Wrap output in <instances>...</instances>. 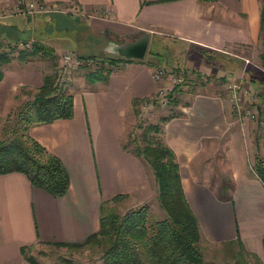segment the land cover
Listing matches in <instances>:
<instances>
[{"label":"crops","instance_id":"0c3cea01","mask_svg":"<svg viewBox=\"0 0 264 264\" xmlns=\"http://www.w3.org/2000/svg\"><path fill=\"white\" fill-rule=\"evenodd\" d=\"M18 1L0 0V8L9 11L0 19V54L9 57L0 67V122L32 97L66 52L83 62L80 57L87 56L128 61L114 65L105 81L88 82L85 73L79 74L78 86L70 85L72 117L29 127L28 134L62 160L69 185L63 194L54 195L32 184L23 172L0 173V264H58L52 259L54 251L44 246L82 242L99 228L101 213L114 205L158 203L151 168L123 142L132 100L152 98L163 86L154 77L162 62L149 47L165 39L201 51L248 53L233 54L243 61L241 66L214 67L218 85H203L205 92L180 104L183 115L165 122L161 136L179 163L186 198L199 221L204 258L220 260L223 254H233L236 259L240 253L230 263L264 264V185L252 169L256 151L264 158V125L234 115L224 89L225 79L243 75L264 93L259 58L264 0H43L63 11L35 15L12 12ZM51 17L53 26L47 24ZM55 29L62 31L57 35ZM80 32L83 42L88 35L101 37L99 51L96 46L89 53L90 40L78 42ZM143 36L148 43L142 59L120 53ZM22 40L44 51L14 58L19 50L9 45ZM246 59L257 69L249 79ZM220 144L225 156L218 167L215 150ZM224 178L228 185L223 187ZM222 188H228L225 195ZM231 244L236 251H230Z\"/></svg>","mask_w":264,"mask_h":264},{"label":"trees","instance_id":"16d2710c","mask_svg":"<svg viewBox=\"0 0 264 264\" xmlns=\"http://www.w3.org/2000/svg\"><path fill=\"white\" fill-rule=\"evenodd\" d=\"M260 37L263 49L259 58L264 68V7L260 12ZM43 48L32 44L27 51L19 50L18 57L25 59L44 51ZM80 58L88 60L95 57ZM8 60L6 53H1L0 67ZM121 61L128 59L106 56L95 70L87 71L85 77L89 82L105 81L112 67ZM63 77V73L57 70L45 74L43 84L32 97L7 114L6 122L11 123L4 124L2 130L9 135L0 139V173L23 172L32 184L54 195H61L67 190V169L59 157L48 152L28 134V129L35 124L72 117L73 94ZM180 85L173 86L169 91L168 102L177 105L174 94L181 92ZM149 102L156 101L134 98L131 111L138 114V107ZM10 113L14 115L12 121ZM181 115L182 111L171 110L160 118V123L145 126L139 140L132 132L127 134L123 147L151 168L157 183L158 203L165 215L149 220L148 202L123 213L112 210L101 213L99 228L80 242L97 248L98 264H235L204 258L200 247L202 234L199 221L186 198L179 163L172 149L158 136L163 133L165 122ZM252 169L264 185V158L257 151L253 155Z\"/></svg>","mask_w":264,"mask_h":264},{"label":"rangeland","instance_id":"374dc122","mask_svg":"<svg viewBox=\"0 0 264 264\" xmlns=\"http://www.w3.org/2000/svg\"><path fill=\"white\" fill-rule=\"evenodd\" d=\"M22 5L18 2L15 4L14 8L12 9V12H15V8H20ZM63 9V8H62ZM9 10V9H8ZM9 12V11H8ZM43 14H49V12H41ZM52 13V12H51ZM38 14V13H33ZM32 14V15H33ZM52 18V19H51ZM47 24L53 26L55 24L54 17H51ZM52 21V22H51ZM61 25H63V22H61ZM57 32V35L59 34V31L55 29ZM77 30V29H76ZM53 33V32H52ZM76 33L75 30H72V34ZM83 33H79V40L80 43H91V46L88 48V52L91 53L94 47L97 46L99 51V46H101V37H95L91 36L88 38L86 42H83L86 40V38H83ZM26 41V40H22ZM160 41V39H158ZM70 44V43H69ZM69 46V45H68ZM73 44H70L69 48H72ZM87 48V45H86ZM27 51L28 49H24ZM151 50V55L156 57L162 62V65H159V68L165 67L166 72H178L182 74L183 81L181 82L180 93L174 94L176 99L178 100L177 105L168 102V93L172 89L166 88L165 94H157L156 96H153L150 98V100H154L156 102H149V103H143L141 104L138 109L139 113L135 114L132 111L129 112L127 120H128V126H127V134L129 132H132L134 136H136L139 140V134L144 129L145 126L149 124H157L160 123V118L164 115H167L171 113V110L174 112L179 111V105L180 104H186L190 100L191 96L197 92H205V89H203V85H206L208 83H212L215 85H218L219 82L212 76L214 67L218 69L221 66L225 67H231L236 64V66H241V62H243L241 59L234 57L235 55L239 53L240 55H247L248 53L243 49V51H237V53L233 50L231 51V55H227L224 53L219 52H210V51H201V49H198L196 47L187 45V44H181L179 42L173 41V40H163L160 42H153V44L149 47V51ZM149 51L147 54H149ZM19 51H16V54L13 56L14 58L18 56ZM12 57V58H13ZM231 59H236V62L232 63L230 62ZM102 59H92V60H85L84 63L77 66L76 68L70 69L71 66L65 71L64 80H66L67 86L70 88L71 91V83L74 84V86H78L79 81L77 82L76 77L79 74H84L87 71L95 70L100 61ZM250 61V60H249ZM169 63V64H167ZM252 63V64H251ZM108 67V66H107ZM248 71L249 75L246 76L247 79L250 78V76H254L257 74V69L254 68L253 62H249L248 64ZM241 68V67H240ZM223 69V68H222ZM59 71V73H62V67H61V60L59 62L57 61L54 63L53 68H51L52 71ZM221 72V71H219ZM62 79V78H60ZM89 82V80H88ZM93 84V83H92ZM168 84V80L165 81L164 85ZM202 86V87H201ZM17 107V106H16ZM15 108H12L9 112L14 111ZM12 114V113H10ZM7 116V115H6ZM11 121L13 120L14 115L12 114ZM10 121L6 122V117L3 118L0 122V139L6 137L9 135V132L4 133L2 130V126L4 124L9 123ZM11 123V122H10ZM9 123V124H10ZM160 138H162L161 135ZM127 135H125L124 141H126ZM131 145L130 147H132ZM223 146L222 144L219 145V148L215 150V162L217 161L218 167L222 165V159L225 156L223 154ZM216 163V168H217ZM224 169V168H223ZM223 174V173H222ZM223 177H226V175H223ZM226 181L223 182V187L227 184L228 181L227 178H224ZM228 188H222L219 189V191L225 195ZM135 208V206H129V205H123V204H117L111 207L112 211H116L118 213H123L126 210ZM110 210V209H109ZM107 210V211H109ZM165 215V212L160 207L159 203L156 201L149 203V210H148V218L149 220L156 219L163 217ZM230 251H236L237 246L235 244L229 245ZM42 248V247H40ZM45 249H50L52 252V259L56 260L58 264H98V257L99 252L95 246L89 245V244H78V245H57L55 247L52 246H44ZM236 253V252H234ZM221 259L219 260L217 257L213 256H206L207 260L210 261H220L224 263H230L232 261H235L240 256V253L237 254V258L235 259L233 254H223L220 256ZM234 258V259H233Z\"/></svg>","mask_w":264,"mask_h":264},{"label":"built area","instance_id":"2783aa9c","mask_svg":"<svg viewBox=\"0 0 264 264\" xmlns=\"http://www.w3.org/2000/svg\"><path fill=\"white\" fill-rule=\"evenodd\" d=\"M18 3L22 6L20 8L16 7L15 12L28 15L41 12L55 13L63 11L59 5L47 4L43 0H19ZM8 15L9 12L7 10L0 8V19H3ZM32 43L33 42L31 40L17 41L10 43L9 46H12L16 50H23L30 49L32 47ZM60 60L63 74L70 66V69H73L84 63L70 52L62 54ZM245 63L249 64V60L246 59ZM154 77L159 82L163 81L165 83V81L168 80V84L164 85L163 83V86L160 87L159 94H163L166 88L171 89L173 86L181 84L183 81L181 73L166 72L164 69H160L159 67L154 70ZM224 89L226 99L230 103L231 110L234 115H236L239 119L249 118L264 125L263 92H258L252 88L243 75H240L237 78L225 79Z\"/></svg>","mask_w":264,"mask_h":264},{"label":"water","instance_id":"95a60500","mask_svg":"<svg viewBox=\"0 0 264 264\" xmlns=\"http://www.w3.org/2000/svg\"><path fill=\"white\" fill-rule=\"evenodd\" d=\"M147 43V36L140 37L135 42L125 45L123 50L121 49L120 53L126 55L127 57L142 59L146 53Z\"/></svg>","mask_w":264,"mask_h":264}]
</instances>
